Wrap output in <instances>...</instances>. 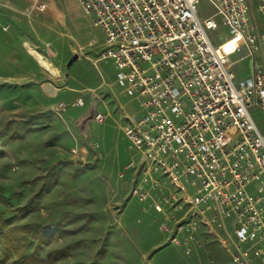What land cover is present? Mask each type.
I'll return each instance as SVG.
<instances>
[{
  "label": "rangeland",
  "instance_id": "1",
  "mask_svg": "<svg viewBox=\"0 0 264 264\" xmlns=\"http://www.w3.org/2000/svg\"><path fill=\"white\" fill-rule=\"evenodd\" d=\"M197 12L236 78H246L247 53L236 52L214 6L199 0ZM252 21L264 34L262 18ZM103 41L76 0H0V223L53 232L25 253L38 264H230L216 235L184 254L159 231L160 214L130 197V173L118 178L133 155L124 117L140 108L114 84L112 63L98 60ZM78 97L85 107L57 110ZM252 116L264 134V115Z\"/></svg>",
  "mask_w": 264,
  "mask_h": 264
},
{
  "label": "built area",
  "instance_id": "2",
  "mask_svg": "<svg viewBox=\"0 0 264 264\" xmlns=\"http://www.w3.org/2000/svg\"><path fill=\"white\" fill-rule=\"evenodd\" d=\"M76 1L104 34L98 60L139 101L122 129L133 155L118 178L130 173V197L160 214L159 231L184 254L216 235L230 264H264V134L252 116L264 115V34L252 21H264V0H208L247 53L244 79L212 44L199 0Z\"/></svg>",
  "mask_w": 264,
  "mask_h": 264
},
{
  "label": "trees",
  "instance_id": "3",
  "mask_svg": "<svg viewBox=\"0 0 264 264\" xmlns=\"http://www.w3.org/2000/svg\"><path fill=\"white\" fill-rule=\"evenodd\" d=\"M4 197L0 192V202ZM11 221L0 223V264H7L17 249L22 250V254L13 264H38L39 260L36 254L29 253V249L33 246L32 241L35 240L39 244L45 243L53 238V232L49 229L25 227L11 228Z\"/></svg>",
  "mask_w": 264,
  "mask_h": 264
},
{
  "label": "crops",
  "instance_id": "4",
  "mask_svg": "<svg viewBox=\"0 0 264 264\" xmlns=\"http://www.w3.org/2000/svg\"><path fill=\"white\" fill-rule=\"evenodd\" d=\"M77 2V1H76ZM79 7V6H78ZM86 16H88V15H86ZM90 18H91V20L93 21V18H92V16H89ZM92 26H93V24H92ZM94 27V26H93ZM94 28H97V27H94ZM99 29V28H98ZM101 31V30H100ZM103 33V32H102ZM103 36H104V34H103ZM93 41V40H92ZM94 42L96 43V41L94 40ZM103 45H104V41H103V43H102V45L99 47V49H100V51H101V49L103 48ZM241 52H243V51H241ZM240 52V53H241ZM113 65V64H112ZM114 84H115V80H114ZM118 86V85H117ZM120 88H124L126 91H127V88L126 87H120ZM128 93H129V95L131 96V92L130 91H127ZM78 98H80V97H78ZM82 99H83V97H81ZM77 99V98H76ZM76 99H74V101L76 100ZM132 100H133V98H132ZM73 101V102H74ZM72 104V103H71ZM71 104H69V105H67L68 107H71ZM86 106V102H85V105H84V107ZM71 108H75V107H71ZM83 108V107H82ZM133 114H136L137 116H139L141 113H140V111H132L131 113H129V114H127L125 117H124V124H123V127L125 126V124H126V119H127V117L128 116H131V115H133ZM123 127H122V129H123ZM122 134H123V131H122ZM125 138V137H124ZM126 165V164H125ZM124 165V166H125ZM124 168V167H123Z\"/></svg>",
  "mask_w": 264,
  "mask_h": 264
},
{
  "label": "water",
  "instance_id": "5",
  "mask_svg": "<svg viewBox=\"0 0 264 264\" xmlns=\"http://www.w3.org/2000/svg\"><path fill=\"white\" fill-rule=\"evenodd\" d=\"M76 58L74 57V58H72V59H70L69 60V62H68V64H67V66H70L71 65V63L75 60Z\"/></svg>",
  "mask_w": 264,
  "mask_h": 264
}]
</instances>
